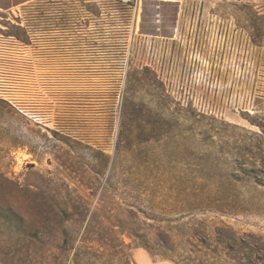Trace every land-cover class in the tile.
Segmentation results:
<instances>
[{
  "label": "rangeland",
  "instance_id": "374dc122",
  "mask_svg": "<svg viewBox=\"0 0 264 264\" xmlns=\"http://www.w3.org/2000/svg\"><path fill=\"white\" fill-rule=\"evenodd\" d=\"M246 4L264 13V0L0 11V264H68L57 222L101 197L224 227L221 264H264V37L252 44ZM177 182L201 187L199 208L146 190Z\"/></svg>",
  "mask_w": 264,
  "mask_h": 264
},
{
  "label": "trees",
  "instance_id": "16d2710c",
  "mask_svg": "<svg viewBox=\"0 0 264 264\" xmlns=\"http://www.w3.org/2000/svg\"><path fill=\"white\" fill-rule=\"evenodd\" d=\"M245 7L242 15L249 24L245 31L252 44L260 46L257 41L264 37V13L251 5L246 4ZM164 187L176 190L182 196L183 207H200L201 187L197 184L162 183L146 190L154 193ZM100 202L101 209L66 214L57 222L62 235L59 249L66 254L72 253L68 264H135L130 257L132 248L143 249L154 261L158 258L173 264H221L220 255L229 245V239L223 233L224 227L204 221L171 226L172 221L163 218L166 214L155 213L152 204L146 212L134 204H124L126 207L123 208L112 197H101ZM66 223L76 227L74 234ZM122 235L130 240L128 244L121 239ZM92 243L97 245V252L93 255L89 246Z\"/></svg>",
  "mask_w": 264,
  "mask_h": 264
},
{
  "label": "crops",
  "instance_id": "0c3cea01",
  "mask_svg": "<svg viewBox=\"0 0 264 264\" xmlns=\"http://www.w3.org/2000/svg\"><path fill=\"white\" fill-rule=\"evenodd\" d=\"M32 1L34 0H0V11H8L23 7ZM132 259L135 264H173L171 261L167 260L154 261L146 251L141 249H134L132 251Z\"/></svg>",
  "mask_w": 264,
  "mask_h": 264
}]
</instances>
